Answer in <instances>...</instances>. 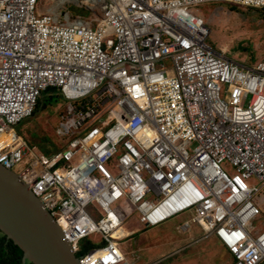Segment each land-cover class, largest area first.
<instances>
[{
  "label": "built area",
  "instance_id": "2783aa9c",
  "mask_svg": "<svg viewBox=\"0 0 264 264\" xmlns=\"http://www.w3.org/2000/svg\"><path fill=\"white\" fill-rule=\"evenodd\" d=\"M264 0H85L73 22L40 0H0V165L31 150L17 127L55 88L67 101L61 150L31 153L19 175L83 264H119L125 200L145 228L180 215L228 250L264 264V57L245 67L207 44L196 7ZM170 57L165 68L162 59ZM223 91V98L220 92ZM264 206V205H263ZM179 227V226H178Z\"/></svg>",
  "mask_w": 264,
  "mask_h": 264
},
{
  "label": "rangeland",
  "instance_id": "374dc122",
  "mask_svg": "<svg viewBox=\"0 0 264 264\" xmlns=\"http://www.w3.org/2000/svg\"><path fill=\"white\" fill-rule=\"evenodd\" d=\"M56 1L60 0H40L41 11L44 13L50 11L60 16L63 21L71 22L80 15L92 18L94 16L92 10L99 14L96 7L89 6L85 0H61L59 3ZM196 9L209 29L207 44L219 53L246 66H253L263 56L264 11L232 7L223 2L200 5ZM162 63L165 68L172 66L170 57L163 58ZM220 98H223V91L220 92ZM41 100L44 101L45 98L42 97ZM46 104L17 130L27 140L31 153L38 157L50 155L49 153L57 149L61 150L66 143V138L58 136L57 126L62 121L67 101L60 95L54 102L47 101ZM31 153L29 152L23 164L14 168V172L21 173L26 168ZM112 210L121 216L125 229L130 233L133 232L129 237L116 241L118 247L126 254L130 264L231 263L226 250L215 238L200 239L201 231L193 225L189 231L178 229V226L186 219L185 215L172 218L156 227L144 229L137 225L135 210L125 200L114 205ZM258 219L257 221L264 227V208L262 216ZM194 231L195 233H193ZM188 232L195 234L193 238ZM165 238H174L179 244L163 252L165 247L161 245L160 241ZM191 239L194 243H198L187 248H179L186 243L190 244ZM87 241L100 244L104 239L102 235L97 234L90 236ZM173 248H177V252L169 254L168 252ZM165 254H167L166 257H163L162 255Z\"/></svg>",
  "mask_w": 264,
  "mask_h": 264
},
{
  "label": "water",
  "instance_id": "95a60500",
  "mask_svg": "<svg viewBox=\"0 0 264 264\" xmlns=\"http://www.w3.org/2000/svg\"><path fill=\"white\" fill-rule=\"evenodd\" d=\"M0 231L33 264H83L59 224L13 171L0 165Z\"/></svg>",
  "mask_w": 264,
  "mask_h": 264
},
{
  "label": "trees",
  "instance_id": "16d2710c",
  "mask_svg": "<svg viewBox=\"0 0 264 264\" xmlns=\"http://www.w3.org/2000/svg\"><path fill=\"white\" fill-rule=\"evenodd\" d=\"M61 94L55 89H48L44 94L43 97L45 98L44 101L40 100L37 110L35 114H37L40 111V108L44 105H47V101L54 102L57 98L60 97ZM22 125V124H21ZM46 152L49 153V151L44 148ZM58 151L55 150L49 154H52L54 152ZM103 246V244H94L87 239L84 242V245L80 251V255L86 253L90 248L100 247ZM0 264H33L30 261H23V251L21 248L16 246L11 240H9L5 234H3L0 231Z\"/></svg>",
  "mask_w": 264,
  "mask_h": 264
},
{
  "label": "crops",
  "instance_id": "0c3cea01",
  "mask_svg": "<svg viewBox=\"0 0 264 264\" xmlns=\"http://www.w3.org/2000/svg\"><path fill=\"white\" fill-rule=\"evenodd\" d=\"M261 206H262V208H264V201H261ZM187 217V216H186ZM135 220H136V218H135ZM193 227H197V226H193ZM198 228V227H197ZM262 228H264V227H262L261 225H260V222L259 221H257L256 223H255V225H254V229L255 230H259V229H262ZM125 231H126V233L123 235V236H125V235H128L129 234V231L128 230H126L125 229ZM196 231H198V230H196ZM193 233H195V231L193 232ZM188 234L191 236V238H193V235H195V234H191V232H188ZM161 242V245H163L164 247H165V250L163 251V252H166V251H168V249L169 248H172V247H176L178 244H179V242L178 241H176L174 238H165V239H163V240H161L160 241ZM189 243L190 244H188V243H186V244H184L183 246H181V247H179V248H187V247H190V246H192V245H196L198 242H196V243H194V241L191 239V241H189ZM224 248V247H223ZM225 250H226V252H227V254L229 255V258H230V261H232V257L230 256V254H229V252H228V250L226 249V248H224ZM172 252V254L173 253H175V252H177V248H173L171 251H169L168 253L170 254ZM167 253V254H168ZM123 254V257L125 258V264H130L129 262H128V260H127V257H126V254L123 252L122 253ZM167 254H165V255H162L163 257H166V255ZM168 254V255H169Z\"/></svg>",
  "mask_w": 264,
  "mask_h": 264
},
{
  "label": "clouds",
  "instance_id": "9594fccd",
  "mask_svg": "<svg viewBox=\"0 0 264 264\" xmlns=\"http://www.w3.org/2000/svg\"><path fill=\"white\" fill-rule=\"evenodd\" d=\"M212 3H218V2H212ZM207 4H209V3H207ZM225 4H228V5H230V6H232V7H240V8H246V9H252V10H259V11H264V7H251V6H238V5H233V4H229V3H225ZM205 5V4H204ZM93 12V11H92ZM93 14V13H92ZM206 25V27H207V24H205ZM207 29H208V27H207ZM208 33H209V29H208ZM209 36V35H208ZM208 38V37H207ZM264 57V54H263V56L260 58V60H262V58ZM259 60V61H260ZM259 61H257L254 65H256ZM242 65V64H241ZM253 65V66H254ZM242 66H245V67H252V66H246V65H242ZM60 94V93H59ZM26 122V121H25ZM24 122V123H25ZM24 123H22V125L24 124ZM21 125H19L18 127H17V130H19V127H20ZM22 137H23V135L22 134H20ZM24 138V137H23ZM26 142H27V140H25ZM59 150V149H58ZM167 222V221H166ZM184 222V221H183ZM183 222L179 225V227H178V229H181L180 228V226L183 224ZM136 223H137V225L138 226H140L141 228H144V229H147V228H145V227H143V226H141L140 224H139V222H138V220H136ZM165 223V222H164ZM164 223H162V224H164ZM154 227H156V226H154ZM122 228H125V224L123 225V227ZM148 228H152V227H148ZM61 229V228H60ZM190 229V228H189ZM189 229H187V230H184V229H181V230H184V231H189ZM200 230V229H199ZM201 231V235H202V230H200ZM133 234V232H129V234L128 235H125V236H122L123 238H125V237H129L130 235H132ZM95 235H97V234H93L92 236H95ZM89 238V237H88ZM88 238H86V239H88ZM122 238V239H123ZM202 238H215L216 240H217V238L216 237H214V236H209V237H203V236H200V239H202ZM85 239V240H86ZM85 240H83L82 242H81V245H82V247H83V245H84V242H85ZM120 240V239H119ZM117 241V240H116ZM217 242L219 243V241L217 240ZM95 244H97V243H95ZM100 244H103V246H100V247H95V248H103L105 245H106V241H103V242H101ZM220 244V243H219ZM220 246H222L221 244H220ZM119 248V247H118ZM222 248H223V246H222ZM90 249H92V248H90ZM89 249V250H90ZM120 249V248H119ZM88 250V251H89ZM120 252H121V255H122V261L119 263V264H125V258L123 257V252H122V250L120 249ZM78 257H80L81 255L80 254H76Z\"/></svg>",
  "mask_w": 264,
  "mask_h": 264
},
{
  "label": "bare ground",
  "instance_id": "6f19581e",
  "mask_svg": "<svg viewBox=\"0 0 264 264\" xmlns=\"http://www.w3.org/2000/svg\"><path fill=\"white\" fill-rule=\"evenodd\" d=\"M60 1H61V0H60ZM60 1H56V3H57V2L59 3ZM56 3H55V4H56ZM57 5H58V4H57ZM125 233H126L125 228H122V229L119 231L118 235L123 236Z\"/></svg>",
  "mask_w": 264,
  "mask_h": 264
}]
</instances>
